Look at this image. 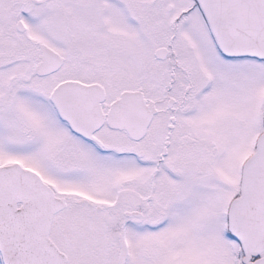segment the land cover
<instances>
[{
  "label": "snow or ice",
  "instance_id": "1",
  "mask_svg": "<svg viewBox=\"0 0 264 264\" xmlns=\"http://www.w3.org/2000/svg\"><path fill=\"white\" fill-rule=\"evenodd\" d=\"M0 264H264V0H0Z\"/></svg>",
  "mask_w": 264,
  "mask_h": 264
}]
</instances>
